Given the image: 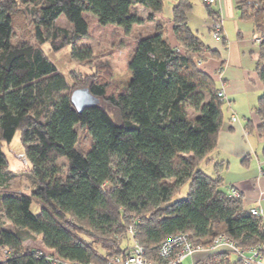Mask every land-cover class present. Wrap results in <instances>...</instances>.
Here are the masks:
<instances>
[{
	"label": "trees",
	"instance_id": "16d2710c",
	"mask_svg": "<svg viewBox=\"0 0 264 264\" xmlns=\"http://www.w3.org/2000/svg\"><path fill=\"white\" fill-rule=\"evenodd\" d=\"M235 2L262 35L264 0ZM136 5L155 23L136 38L128 84L116 86L111 64L101 65L105 72L83 85L99 102L78 111L70 92L80 86L70 85L42 45L53 51L69 47L73 57L88 60L90 47L78 46L88 36L83 12L128 31L143 20ZM163 6L164 0H0V183L11 175L2 172L10 162L3 147L16 131L25 160L21 169L33 183L27 191H0V217L11 224L0 221V264H105L132 239L146 257L156 258L160 243L180 231L203 246L219 233L240 248L264 244L261 215L250 212L240 193L230 195L218 173L201 166L216 147L225 100L197 61L210 50L187 25L192 0H176L172 7L175 45L155 20ZM60 15L72 28L54 23ZM48 24L49 36L42 31ZM256 70L263 90L254 112L264 137V38ZM77 123L90 134L87 150L78 146ZM181 190L185 196L178 198ZM32 233L46 250L23 246ZM206 255L197 264H243L225 251Z\"/></svg>",
	"mask_w": 264,
	"mask_h": 264
},
{
	"label": "crops",
	"instance_id": "0c3cea01",
	"mask_svg": "<svg viewBox=\"0 0 264 264\" xmlns=\"http://www.w3.org/2000/svg\"><path fill=\"white\" fill-rule=\"evenodd\" d=\"M166 1L170 4V17L162 11L156 14L155 20L163 23L170 44L175 45L177 41L171 17L176 0ZM214 13L223 18V42L214 39L211 34L210 24ZM186 22L209 48V55L203 60L202 67L223 91L225 100L216 147L208 154V161L201 166L210 174L218 173L228 192L237 190L246 207L259 208L264 222V172L261 173V169L264 170V137L257 130L260 121L254 112L263 90L256 70L260 44L253 39L258 32L252 20L240 16L235 0H218L211 6L196 0L187 13ZM151 30L153 27L148 32ZM232 116L236 118L232 119ZM220 251L227 252L230 257V250L222 248ZM260 252L264 263V244ZM206 256L197 253L194 258ZM188 258L190 264L191 257Z\"/></svg>",
	"mask_w": 264,
	"mask_h": 264
},
{
	"label": "rangeland",
	"instance_id": "374dc122",
	"mask_svg": "<svg viewBox=\"0 0 264 264\" xmlns=\"http://www.w3.org/2000/svg\"><path fill=\"white\" fill-rule=\"evenodd\" d=\"M196 2V0H192ZM205 5V4H204ZM206 6V5H205ZM134 11L142 17V21L137 24H133L130 30L124 31L120 26L109 23L99 24L96 16L91 11H84L83 15L88 22V36L81 39L78 46H89L91 49V57L88 60H79L71 55L69 47H64L58 51L50 49L48 43H44L42 46L55 63L59 72L67 79L71 86H83L86 85L87 79L93 74L99 73L101 76L105 72V64L110 63L113 69L112 81L118 87H124L130 80V71L127 67V61L130 53L134 47L137 35L140 33L148 32L152 27L154 28V21L146 19L148 10L143 6L136 5ZM163 13L170 17V4L169 1L165 0V6ZM54 23L59 26L66 28H72L71 24L65 19L63 15H60ZM31 28H33L31 26ZM21 32L20 30H18ZM42 31L47 36L50 35L51 25L42 27ZM264 36V32L261 33ZM223 38H221L222 40ZM219 40V41H221ZM32 42L36 43V40L31 39ZM209 54L206 53L205 58ZM205 60V59H204ZM203 61V59H202ZM101 65H103L101 67ZM89 76V77H88ZM80 84V85H79ZM100 103L115 117L118 118L116 109L111 106L108 102L101 100ZM75 129L78 133V146L84 150H87L91 143V137L85 127H82L79 123L75 125ZM5 153L10 159L9 165L2 169L4 174L5 170H8L7 174H11L7 177L5 182L0 183V191L4 187L14 190H29L32 187V181L24 173L25 160L23 154V148L19 140V131H16L9 144L3 147ZM61 163H64V159H60ZM5 183V184H4ZM4 184V185H3ZM184 189V188H183ZM177 194V197L185 196L186 190H181ZM33 212L38 211V205L33 202L31 204ZM0 212V216H1ZM2 220V221H1ZM0 221L6 227H11L9 221L0 217ZM130 243V242H129ZM23 246L30 249L46 250L40 240V235L32 233L24 240ZM230 257L236 258L234 252L230 251ZM2 257L0 249V258ZM182 264H189V258L186 257L182 260ZM222 264V263H218Z\"/></svg>",
	"mask_w": 264,
	"mask_h": 264
},
{
	"label": "built area",
	"instance_id": "2783aa9c",
	"mask_svg": "<svg viewBox=\"0 0 264 264\" xmlns=\"http://www.w3.org/2000/svg\"><path fill=\"white\" fill-rule=\"evenodd\" d=\"M205 5L211 6L218 0H201ZM223 18L221 15L213 14V20L210 24L211 34L214 39L221 40L222 38ZM264 36L257 33L254 36V41L260 44ZM198 62L202 61L197 59ZM218 95L223 98V91L218 90ZM236 116H232L235 119ZM264 163V161H263ZM264 170L261 169V173ZM230 195L237 196L239 192L232 189ZM250 212L255 215H261V211L257 207L250 208ZM129 234L133 235V227L129 226ZM226 248L235 253V255L242 261L243 264H264L259 246H251L247 248H240L235 241L228 238L224 233H219L214 237L212 242L206 246L193 243L186 232L180 231L176 234L164 239L157 250L156 258H148L145 255L143 246L136 240L132 239L127 248L121 252L111 255L105 261V264H182V260L186 257H191L190 264H197L195 254H211ZM38 253H41L39 250ZM55 264H82L76 261L66 262L59 259L53 261Z\"/></svg>",
	"mask_w": 264,
	"mask_h": 264
},
{
	"label": "water",
	"instance_id": "95a60500",
	"mask_svg": "<svg viewBox=\"0 0 264 264\" xmlns=\"http://www.w3.org/2000/svg\"><path fill=\"white\" fill-rule=\"evenodd\" d=\"M70 101L78 111H81L85 107L98 103L99 98L87 86H80L71 90Z\"/></svg>",
	"mask_w": 264,
	"mask_h": 264
}]
</instances>
